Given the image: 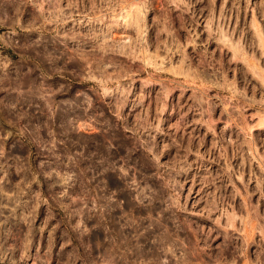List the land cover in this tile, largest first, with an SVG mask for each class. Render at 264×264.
<instances>
[{
	"label": "rangeland",
	"instance_id": "obj_1",
	"mask_svg": "<svg viewBox=\"0 0 264 264\" xmlns=\"http://www.w3.org/2000/svg\"><path fill=\"white\" fill-rule=\"evenodd\" d=\"M0 264H264V0H0Z\"/></svg>",
	"mask_w": 264,
	"mask_h": 264
},
{
	"label": "bare ground",
	"instance_id": "obj_2",
	"mask_svg": "<svg viewBox=\"0 0 264 264\" xmlns=\"http://www.w3.org/2000/svg\"><path fill=\"white\" fill-rule=\"evenodd\" d=\"M137 17H138V16H137ZM132 19H135V20H137V21L139 20L138 18H134V17H133ZM135 22H136V21H135ZM135 24H137V23H135ZM137 25H138V24H137ZM138 27H139V26H138ZM252 235H253V234H252Z\"/></svg>",
	"mask_w": 264,
	"mask_h": 264
}]
</instances>
